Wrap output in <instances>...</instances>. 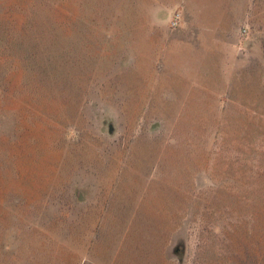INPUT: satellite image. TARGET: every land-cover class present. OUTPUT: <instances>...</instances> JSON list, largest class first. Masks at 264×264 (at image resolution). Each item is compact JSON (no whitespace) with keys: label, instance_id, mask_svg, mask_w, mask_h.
Segmentation results:
<instances>
[{"label":"rangeland","instance_id":"obj_1","mask_svg":"<svg viewBox=\"0 0 264 264\" xmlns=\"http://www.w3.org/2000/svg\"><path fill=\"white\" fill-rule=\"evenodd\" d=\"M0 264H264V0H0Z\"/></svg>","mask_w":264,"mask_h":264},{"label":"built area","instance_id":"obj_2","mask_svg":"<svg viewBox=\"0 0 264 264\" xmlns=\"http://www.w3.org/2000/svg\"><path fill=\"white\" fill-rule=\"evenodd\" d=\"M182 21V14L181 12H175L171 18L170 26L173 29H176L180 26Z\"/></svg>","mask_w":264,"mask_h":264},{"label":"water","instance_id":"obj_3","mask_svg":"<svg viewBox=\"0 0 264 264\" xmlns=\"http://www.w3.org/2000/svg\"><path fill=\"white\" fill-rule=\"evenodd\" d=\"M113 130H114L113 126H112V125H110V133H112V132H113Z\"/></svg>","mask_w":264,"mask_h":264}]
</instances>
